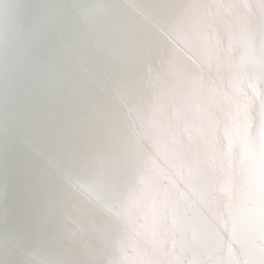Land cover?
<instances>
[{"label": "bare ground", "instance_id": "6f19581e", "mask_svg": "<svg viewBox=\"0 0 264 264\" xmlns=\"http://www.w3.org/2000/svg\"><path fill=\"white\" fill-rule=\"evenodd\" d=\"M0 264H264V0H0Z\"/></svg>", "mask_w": 264, "mask_h": 264}]
</instances>
